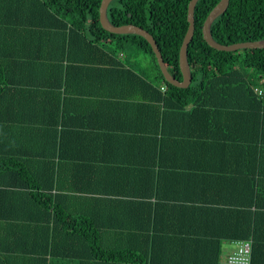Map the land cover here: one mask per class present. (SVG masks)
Returning a JSON list of instances; mask_svg holds the SVG:
<instances>
[{
    "label": "trees",
    "instance_id": "trees-1",
    "mask_svg": "<svg viewBox=\"0 0 264 264\" xmlns=\"http://www.w3.org/2000/svg\"><path fill=\"white\" fill-rule=\"evenodd\" d=\"M102 1L0 0V264H220L243 241L264 264V49L212 48L220 0H200L178 88L146 39L102 27ZM190 1L114 0L108 17L147 30L182 81ZM211 33L264 40V0H230Z\"/></svg>",
    "mask_w": 264,
    "mask_h": 264
},
{
    "label": "water",
    "instance_id": "water-1",
    "mask_svg": "<svg viewBox=\"0 0 264 264\" xmlns=\"http://www.w3.org/2000/svg\"><path fill=\"white\" fill-rule=\"evenodd\" d=\"M114 0H103L100 8V21L102 24V27L112 33L117 35H138L143 37L148 41V43L151 45L156 58L158 65L164 75V78L166 82L169 84L178 87V88H188L190 87L193 77L191 72V67L188 60V48L190 46V43L192 42L194 35H195V10L198 2L200 0H191L188 7V22H189V28L187 31V34L185 36L184 42L181 47L180 52V68L183 75V80L178 81L169 71L162 53L159 49V46L155 40V38L145 29L138 27L136 25H123V26H115L113 23H111L109 17H108V10L111 5V3ZM230 4V0H220L218 5L210 12L209 16L207 17L204 26H203V36L206 42L214 49L219 51H225V52H234L238 50H244V49H264V40L255 41V42H244V43H238L233 45H222L218 43L211 33L212 24L215 22V20L220 17L221 15L225 14Z\"/></svg>",
    "mask_w": 264,
    "mask_h": 264
},
{
    "label": "rangeland",
    "instance_id": "rangeland-1",
    "mask_svg": "<svg viewBox=\"0 0 264 264\" xmlns=\"http://www.w3.org/2000/svg\"><path fill=\"white\" fill-rule=\"evenodd\" d=\"M118 55L139 73L151 81H155L156 71L154 61L148 53L143 52L136 46L128 44L125 46V51L122 54L118 53Z\"/></svg>",
    "mask_w": 264,
    "mask_h": 264
},
{
    "label": "built area",
    "instance_id": "built-area-1",
    "mask_svg": "<svg viewBox=\"0 0 264 264\" xmlns=\"http://www.w3.org/2000/svg\"><path fill=\"white\" fill-rule=\"evenodd\" d=\"M166 91L165 87H162ZM259 95H263L262 89H256ZM237 248L235 251L227 255L220 264H252V242L243 241L236 242Z\"/></svg>",
    "mask_w": 264,
    "mask_h": 264
},
{
    "label": "crops",
    "instance_id": "crops-1",
    "mask_svg": "<svg viewBox=\"0 0 264 264\" xmlns=\"http://www.w3.org/2000/svg\"><path fill=\"white\" fill-rule=\"evenodd\" d=\"M236 246H237L236 242L235 243H225L223 246V259H225L228 254L235 251L237 248Z\"/></svg>",
    "mask_w": 264,
    "mask_h": 264
}]
</instances>
